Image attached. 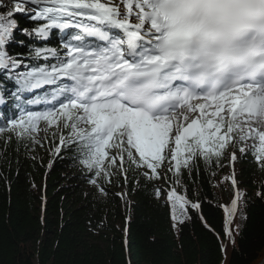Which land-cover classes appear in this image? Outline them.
<instances>
[{
  "label": "snow or ice",
  "instance_id": "6c2138e0",
  "mask_svg": "<svg viewBox=\"0 0 264 264\" xmlns=\"http://www.w3.org/2000/svg\"><path fill=\"white\" fill-rule=\"evenodd\" d=\"M12 2L14 10L0 13V48L16 27L10 17L29 4L39 9L33 19L47 20L33 30L37 35L47 36L51 28L80 31L72 36L76 43L65 45L64 59L37 49V57L48 51L57 63L23 78L26 88L70 82L53 93L52 106L9 119L0 133L7 128L39 143L32 135L40 131L39 121L70 129L81 163L109 181L110 170H119L126 181L133 166L144 169L148 180L167 179L158 171L166 161L167 171L179 177L182 166L191 171L192 161L210 162L230 144L249 140L264 169V0ZM20 63L0 50V69L11 71ZM60 143H66L63 133ZM236 158L233 152L231 160ZM240 196L224 208V234L233 244L230 225ZM168 198L181 208L188 203L174 190ZM221 251L227 255L228 246Z\"/></svg>",
  "mask_w": 264,
  "mask_h": 264
},
{
  "label": "trees",
  "instance_id": "16d2710c",
  "mask_svg": "<svg viewBox=\"0 0 264 264\" xmlns=\"http://www.w3.org/2000/svg\"><path fill=\"white\" fill-rule=\"evenodd\" d=\"M8 10L14 8L0 7V13ZM10 19L16 27L0 50L22 63L11 71L0 69L5 101L12 99L9 92L16 89L12 84L23 81L24 71L50 68L59 55L49 31L47 36L33 31L44 25L42 19L20 12ZM52 46L57 56H45L48 51L35 55L37 49ZM11 108L16 109L13 104L0 107L4 115L0 126L12 119ZM64 131L69 135L67 128ZM64 138L61 145L52 130L42 141L35 136L39 143H34L7 128L0 133V264H264V195H257L264 194V169L255 160L254 149L235 163L241 196L230 225L232 244L224 234L223 205L232 193L227 148L210 162L192 161L191 171L182 166L179 177L167 171L165 163L167 179L148 180L144 169L133 166L126 181L119 170H110L109 181L84 167L72 138ZM123 185L127 197L121 200L117 192ZM173 190L188 201L182 223L173 222L163 200ZM194 203L199 208H193ZM222 245L228 246L227 255Z\"/></svg>",
  "mask_w": 264,
  "mask_h": 264
},
{
  "label": "rangeland",
  "instance_id": "374dc122",
  "mask_svg": "<svg viewBox=\"0 0 264 264\" xmlns=\"http://www.w3.org/2000/svg\"><path fill=\"white\" fill-rule=\"evenodd\" d=\"M0 4H2L4 6H9V7L15 8V4L12 2V0H0ZM21 7L23 8L24 5H21ZM27 10H28V12L36 13V11H38L39 9L36 8L35 4H29L26 8H24V11H27ZM24 11H21V12H24ZM51 29H53V28H51ZM57 29H60V28H57ZM38 127H39L40 131L38 133H33V134H34V136L39 137L38 140H40V141H42L44 139L45 134L47 132L50 133V132H52V130H55L57 138L58 137L60 138L61 134H62L61 130H63V128H61L60 130H57L55 128V126H53L51 128H48V126L46 125V123L44 121H39L38 122ZM46 128H47V131H44V129H46ZM68 130L70 132V129H68ZM64 132L66 133V128H65ZM64 136H66V135H64ZM243 143L245 145L244 147L246 148V147H251L253 142L251 140H249V141H246V142H243ZM235 144L237 145V143H235ZM233 152L235 153L236 156L238 155V153L236 152V147L231 148L230 152L228 154L231 164H233L235 162V161L231 160V155L233 154ZM119 193H123V190L121 189L119 191ZM232 199H233L232 194L229 193V199L225 202L224 206H230ZM164 200H166L168 202L169 206H170V209H171V212H172V220H173V213L174 212H175V215L177 216V219L173 220V222L175 223V222L181 221L184 218V211H183V208L180 207V202H177L175 199H173L172 201H169L168 194L164 197ZM242 218H243V216L240 215L238 220L240 221V220H242ZM232 244H231V246H232Z\"/></svg>",
  "mask_w": 264,
  "mask_h": 264
},
{
  "label": "bare ground",
  "instance_id": "6f19581e",
  "mask_svg": "<svg viewBox=\"0 0 264 264\" xmlns=\"http://www.w3.org/2000/svg\"><path fill=\"white\" fill-rule=\"evenodd\" d=\"M65 37H66V35H65ZM51 87H56V85H54V86H51ZM47 91H48V89H47Z\"/></svg>",
  "mask_w": 264,
  "mask_h": 264
}]
</instances>
